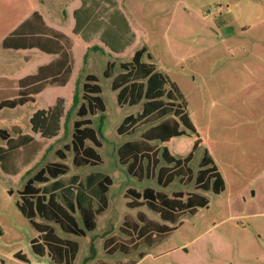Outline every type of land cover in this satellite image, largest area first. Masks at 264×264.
<instances>
[{
  "label": "rangeland",
  "instance_id": "obj_1",
  "mask_svg": "<svg viewBox=\"0 0 264 264\" xmlns=\"http://www.w3.org/2000/svg\"><path fill=\"white\" fill-rule=\"evenodd\" d=\"M115 1L135 35L118 53L97 38L87 42L73 31V11L81 0H0V99L22 93L35 97V102L0 109V128L12 135V126L29 133V117L34 111L48 108L57 97L65 100L58 134L50 138L34 135L43 144L38 155L27 165L21 166L19 160L16 174H9L0 166V263L56 264L47 254L39 257L33 253L31 240L38 238L39 231L21 214L17 202L18 191L32 173L47 162L62 161L69 167L65 176L102 172L112 179L106 193L108 206L97 215L93 230L75 236L51 223L59 236L78 242L73 264H122L130 260L135 264H264V0ZM34 11L51 26L48 36L57 29L69 37L70 51L68 40H62L65 50L61 54H47L34 46H3L7 38L17 35L14 30ZM24 36L33 39L37 35ZM142 47L146 48L142 61L153 62L156 71L177 85L196 132L164 143L153 141L158 148L157 163L149 177L143 175L138 180L119 163L117 147L126 140L140 138L142 132L166 116L157 122L139 123L130 135L118 134L116 129L122 119L138 114L144 100L131 106L118 104L111 81L122 72L120 63L130 61ZM108 61L114 63L111 77L103 75ZM50 64L53 71L45 69L47 77L33 82L40 68ZM89 73L97 77L105 105L103 112L91 116V126L101 142L96 147L101 162L77 166L72 162L71 150L65 151L63 160L55 150L71 142L76 108L65 127L64 118L77 89L81 95L82 82ZM61 79L63 83H59ZM195 137L201 142L189 161L193 178L186 182L176 177L166 187L158 185L157 169L166 165L161 158L162 146L176 157H183ZM5 144L0 138V146ZM204 153L212 158L224 182L220 193L195 186ZM145 164L144 158L142 172ZM145 187L161 190L168 196L182 191L183 199L197 192L207 198V204L193 213L182 214L176 223L163 221L145 205H126L130 200L125 196L128 188L141 192ZM139 211L175 228L159 242L141 243L137 235L142 225ZM75 215L81 225L79 215ZM36 220L45 222L38 217ZM114 242L125 246L132 243L135 249L132 253L111 252L108 248ZM17 252L28 261L14 257Z\"/></svg>",
  "mask_w": 264,
  "mask_h": 264
},
{
  "label": "trees",
  "instance_id": "obj_2",
  "mask_svg": "<svg viewBox=\"0 0 264 264\" xmlns=\"http://www.w3.org/2000/svg\"><path fill=\"white\" fill-rule=\"evenodd\" d=\"M98 13L101 15L99 16ZM73 16L75 33L80 34L87 42L97 38L115 53L124 50L135 38L134 32L115 0H81L80 6L73 11ZM48 29L41 15L34 11L14 30L17 35L11 39L7 38L3 46L13 48L34 46L47 53L61 54L65 50L63 41L68 40L70 51L69 37L57 30L52 36H48ZM24 34L37 36L26 39ZM94 49H98V46H94ZM145 52V47L137 49L130 61L121 62L122 72L114 76L111 81V88L117 91L118 104L131 106L144 100L138 114H129L122 119L116 129L118 134L130 135L139 123L157 122L166 116L142 132L140 138L127 140L117 148L119 163L125 165L126 171L138 180H142L143 175L149 177L157 163L158 148L153 141L164 143L188 132H196L186 110V102L177 85L166 75L156 71L153 62L142 61ZM55 63L57 66L58 63ZM113 66V62L106 63L103 71L105 77L113 75ZM52 67L50 64V67L48 65L40 68L39 73L33 77V82L41 81V77L46 78L45 69ZM68 67H66L67 70ZM52 71L53 69L49 73ZM97 80L95 75L86 74L81 85V95L78 89L75 91L72 107L64 118L65 127L71 111L76 108L75 119L72 122L71 142L64 144L62 149L55 150L60 160L65 159V151L71 150L72 162L77 166H92L101 162V157L96 150V147L101 146V142L91 126V116L105 110L104 102L99 95L101 89ZM63 82L64 79L59 81V83ZM34 101L35 97L28 93L3 97L0 99V109L14 108ZM64 108L65 100L57 97L54 104L48 108L34 111L29 118L31 131L38 133L41 137L56 136L62 126ZM168 114L170 115L167 116ZM11 130L15 133L14 135L0 128V138L6 142L5 146H0V166L4 167L9 174H16L20 169V166H17L19 160H22L21 166L27 165L38 155L43 144L33 135L19 130L17 126H12ZM88 142L90 144H87ZM200 142V138L195 137L189 152L183 157H176L166 146H162L161 158L166 165L157 169V184L166 187L176 177L189 182L193 178L189 161ZM144 158L146 164L142 172L141 164ZM68 170V165L62 161L47 162L32 173L18 191L19 211L39 231L38 238L31 240L33 253L39 257L47 254L56 264H73L79 245L74 239L59 236L51 223L56 224L64 233L84 236L86 231L96 227L97 215L107 208L106 193L112 184L111 177L102 172L65 176ZM27 173L29 174L30 171ZM195 186L204 190L212 189L214 193H220L224 189L221 175L208 153H204L200 160L195 176ZM184 195L182 191H177L173 192L172 196H168L165 192L153 187H145L141 192L135 188H128L125 194L130 197V200L126 202L128 207L137 208L145 205L158 213L163 221L171 223H176L182 214L193 213L198 207L207 204V198L200 193H189L183 199ZM75 214L79 215L81 225ZM137 216L142 222L137 234L140 236L139 241L147 245L163 240L175 228V226L149 219L143 211H139ZM36 217L45 222L37 221ZM127 245L114 242L108 250L132 253L135 249L134 245L132 243ZM143 254L139 256L142 257ZM14 257L28 261L21 252L15 253ZM122 264H135V261L130 260Z\"/></svg>",
  "mask_w": 264,
  "mask_h": 264
},
{
  "label": "crops",
  "instance_id": "obj_3",
  "mask_svg": "<svg viewBox=\"0 0 264 264\" xmlns=\"http://www.w3.org/2000/svg\"><path fill=\"white\" fill-rule=\"evenodd\" d=\"M38 13H39V12H38ZM39 14H40V13H39ZM40 15H41V14H40ZM41 17H42V20L44 21V23H45L47 26H49V25L46 23V21H45V19L43 18L42 15H41ZM21 23H22V22H21ZM21 23H20V24H21ZM20 24H19V25H20ZM19 25H18V26H19ZM49 27H51V26H49ZM52 28H53V27H52ZM54 29H55V28H54ZM55 30H57V29H55ZM57 31H59V30H57ZM59 32H61V31H59ZM61 33H62V32H61ZM63 34H64V33H63ZM42 52H44V51H42ZM44 53H47V52H44ZM47 54H53V53H47ZM34 102H35V101H34ZM32 114H33V113H32ZM32 114H31V115H32ZM29 118H30V117H29ZM22 132H23V131H22ZM28 134H31V135L34 136L36 133L30 131ZM34 137H35V136H34ZM126 141H127V140H126ZM124 142H125V141H124ZM124 142H123V143H124ZM119 146H120V145H119ZM119 146H118V147H119ZM118 147H117V148H118Z\"/></svg>",
  "mask_w": 264,
  "mask_h": 264
}]
</instances>
